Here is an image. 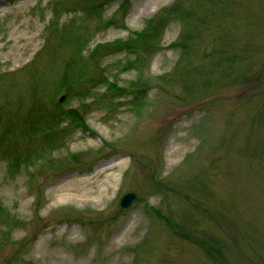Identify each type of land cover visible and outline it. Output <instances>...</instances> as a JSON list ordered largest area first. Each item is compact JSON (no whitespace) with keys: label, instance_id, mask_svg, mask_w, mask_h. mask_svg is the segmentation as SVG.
<instances>
[{"label":"rangeland","instance_id":"rangeland-1","mask_svg":"<svg viewBox=\"0 0 264 264\" xmlns=\"http://www.w3.org/2000/svg\"><path fill=\"white\" fill-rule=\"evenodd\" d=\"M174 1H113L93 15L92 0H0V107L19 101L24 113L40 77L45 104L77 109L89 127L70 128L49 162L11 175L0 161V264H215L200 239L226 264H264V0H231L224 16L218 0H187L207 22L188 53L173 46L178 22L136 37ZM115 41L122 49L94 56ZM246 42L254 51L228 63L229 78L214 71ZM82 64L84 86L65 84ZM82 180L104 201L64 192Z\"/></svg>","mask_w":264,"mask_h":264},{"label":"trees","instance_id":"trees-1","mask_svg":"<svg viewBox=\"0 0 264 264\" xmlns=\"http://www.w3.org/2000/svg\"><path fill=\"white\" fill-rule=\"evenodd\" d=\"M9 2L13 0H8ZM96 2L95 6L90 8V13L93 15H97L96 12H93V8L100 9L103 6L111 3L113 1L120 2V10L124 9L127 6V0H92ZM194 1H203L205 4L213 5L214 0H194ZM216 4L220 6V10L223 12L221 16L226 15L224 13L226 10L230 8L231 0H218ZM85 1H81L84 3ZM130 4V3H129ZM84 11V10H83ZM246 16V15H245ZM245 16L239 19L242 20ZM201 18L202 20L198 19ZM205 15H195L193 10L189 6V1L187 0H175L173 4H171L167 8L161 9L155 16L151 17L147 20L146 28L139 33H135L136 37L142 39L150 38V35H156L157 32L163 31L168 23L178 22L183 27V34L181 36V41H177L173 44L176 49L183 50L184 53H188L186 40L189 35L198 32L199 24L203 23V26L207 23L203 22L205 20ZM202 21V22H201ZM242 20V24H248ZM241 26V25H240ZM47 29L49 26L46 27ZM85 41V40H83ZM83 41H79L78 44H82ZM123 44L118 41L113 42L112 44H98L95 46L92 52L96 49L97 52L94 56L102 53L105 48H108L109 53L113 51H117V49H122ZM129 51H132V47L127 46ZM254 44L251 42H246L243 46V50L239 55V58L229 59L223 56L224 52L221 53L220 58L216 59L214 71L220 70L223 74L221 77L229 78L230 70L233 69L228 64L230 61L235 62L236 65H240L244 63L249 53H253ZM80 50V48H79ZM78 50V51H79ZM79 54V53H78ZM78 61L79 62V57ZM93 56V57H94ZM92 57V58H93ZM38 56L36 57L37 60ZM134 61L128 62L127 69L134 68ZM133 65V67H132ZM87 65L82 64V66L77 70L78 78L70 75L68 78L65 75L64 83L68 85H76L84 86L82 83V79L86 76L88 71L86 70ZM68 72V71H66ZM5 76V75H4ZM0 74V78H4ZM1 78V79H2ZM38 80L32 84L30 90V104L27 110L24 113H21V106L19 105V101L17 102H7L2 104L0 107V161H6L8 163V171L12 175L15 171H17L19 164L31 165L35 164H43L45 162H49V158L51 153L58 149L60 145L66 141L65 139H61L62 135L68 134L70 128L77 129L82 128L84 131L89 130L86 121L79 114L77 109H69V108H61L59 103H55L54 106H47L46 99H48L49 92L43 89L45 82L42 78L36 77ZM0 79V80H1ZM42 79V80H41ZM46 86V85H45ZM67 86V85H65ZM108 87L113 91L122 90L115 82L109 83ZM42 89V90H39ZM72 89V88H69ZM88 87L85 88V91H88ZM144 90V89H143ZM141 90L139 93L144 94L145 91ZM264 94V93H263ZM70 93L66 96L69 97ZM264 96V95H263ZM19 99H23L22 96H19ZM60 102V101H59ZM16 105V107H14ZM135 107L137 105L133 104ZM13 106V107H11ZM10 107V108H9ZM264 110V101L263 104L259 107L257 111L261 113ZM263 120V119H261ZM66 123V126L61 125ZM42 159L43 162L39 163L36 160ZM33 165V166H34ZM59 167V166H58ZM0 219H4L8 222L7 214L3 213L0 208ZM186 236L189 237L188 233ZM198 246L202 249L204 254L212 260L215 264H226L224 262V255L219 249V246L213 245L212 241L208 240H196ZM25 264H32L31 262Z\"/></svg>","mask_w":264,"mask_h":264},{"label":"bare ground","instance_id":"bare-ground-1","mask_svg":"<svg viewBox=\"0 0 264 264\" xmlns=\"http://www.w3.org/2000/svg\"><path fill=\"white\" fill-rule=\"evenodd\" d=\"M93 183H94V180L89 181V182L86 180L74 182L68 185V187L65 189L64 192L66 193L68 192L69 195L73 194L71 196H74V197L82 196L81 193H83L85 197L91 198L92 200L96 199V201L98 202H103L104 199L106 198V195H103L100 198L97 196V194H100L103 192L102 185H100L101 188H99V190L95 191L91 188V184Z\"/></svg>","mask_w":264,"mask_h":264},{"label":"water","instance_id":"water-1","mask_svg":"<svg viewBox=\"0 0 264 264\" xmlns=\"http://www.w3.org/2000/svg\"><path fill=\"white\" fill-rule=\"evenodd\" d=\"M135 198L136 196L133 193H128L124 195L120 202L121 207L127 209L132 204Z\"/></svg>","mask_w":264,"mask_h":264}]
</instances>
